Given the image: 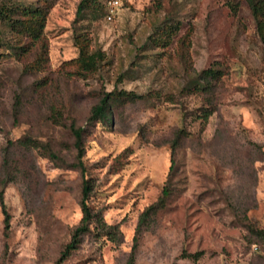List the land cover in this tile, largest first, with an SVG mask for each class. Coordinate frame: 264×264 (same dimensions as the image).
Masks as SVG:
<instances>
[{"label":"rangeland","instance_id":"374dc122","mask_svg":"<svg viewBox=\"0 0 264 264\" xmlns=\"http://www.w3.org/2000/svg\"><path fill=\"white\" fill-rule=\"evenodd\" d=\"M81 1L0 0L48 7L40 42L0 24V192L11 218L6 235L0 204V264H264V45L247 2L120 0L109 20L111 0L77 19ZM77 37L105 54L86 77ZM40 45L48 62L28 71ZM207 69L220 77L202 79ZM114 90L144 99L115 100L108 123H89ZM72 122L85 130L89 205L122 234L85 235L58 263L82 218ZM165 186L166 206L133 252L140 214Z\"/></svg>","mask_w":264,"mask_h":264},{"label":"trees","instance_id":"16d2710c","mask_svg":"<svg viewBox=\"0 0 264 264\" xmlns=\"http://www.w3.org/2000/svg\"><path fill=\"white\" fill-rule=\"evenodd\" d=\"M251 10L252 16L255 20L256 33L260 41L264 45V0H245ZM94 0H82L77 11V19L83 16L85 10L91 8ZM48 16V7L36 6V7H20L12 6L5 7L0 6V24L5 25L10 28V30L16 32L17 34L25 35L30 39L31 43H37L41 41L42 31L45 27L46 19ZM168 37L172 36V31L167 30ZM80 37H77L75 42L78 46L80 53L76 59L78 65V75L81 77H86L90 74L95 73L100 66V63L104 60L105 54L101 51L88 52L84 45L80 42ZM22 51L27 52L29 50L28 46L21 47ZM48 62V50L45 45H40L36 53V57L32 63L27 65L28 71H41L44 69L45 64ZM220 72L214 69H207L202 71L200 77L207 81L216 80L220 77ZM160 98L159 95L155 96ZM173 96H166L165 99L169 102H173ZM127 100V101H137L139 99H144V96L138 95L134 92H119L111 91L105 93L100 99L99 103L92 108L90 117L88 119L89 123L94 124H106L110 119V108L112 102L115 100ZM212 111L208 110L205 115L201 116L206 121ZM70 129L75 137V148L78 152L77 163L74 164L75 168L81 170L84 177L83 189H82V200H81V211L82 218L79 226L75 229L71 241L65 247L61 258L58 263L70 255L71 252L76 250L82 242L85 235L94 234L97 238H107L113 243H117L122 232L118 225H109L105 222L104 218L98 211H94L89 205V200L93 191L92 182L86 178L87 167L83 161L85 154L84 148V128L77 127L74 122L71 123ZM184 132L177 131L173 138L169 141L171 148V171L174 170L176 165L177 149L180 147L181 142L184 139ZM31 140H25L24 143H28ZM33 143V142H31ZM171 195V190L169 187L165 186L161 196L156 202L148 206L140 214L138 227L136 229V234L134 237L133 252L136 251L138 242L140 241L141 234L145 227H147L152 218L162 209L165 208L167 199ZM0 204L5 216V233L11 228L10 214L6 209V204L4 201V192H0ZM263 241H264V228L261 231ZM200 253L194 254L193 258L198 259Z\"/></svg>","mask_w":264,"mask_h":264},{"label":"built area","instance_id":"2783aa9c","mask_svg":"<svg viewBox=\"0 0 264 264\" xmlns=\"http://www.w3.org/2000/svg\"><path fill=\"white\" fill-rule=\"evenodd\" d=\"M120 6V0H111L108 2V7L110 8V12L108 15V19H112V15L114 10H116Z\"/></svg>","mask_w":264,"mask_h":264}]
</instances>
